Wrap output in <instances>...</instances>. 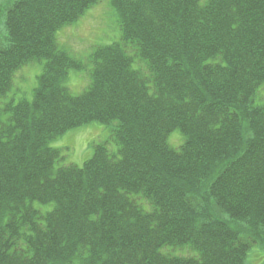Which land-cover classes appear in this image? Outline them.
Returning a JSON list of instances; mask_svg holds the SVG:
<instances>
[{
    "label": "trees",
    "instance_id": "trees-1",
    "mask_svg": "<svg viewBox=\"0 0 264 264\" xmlns=\"http://www.w3.org/2000/svg\"><path fill=\"white\" fill-rule=\"evenodd\" d=\"M99 1L0 0V101L46 61L32 100L0 103V264H245L264 246V0H112L121 40L74 94L84 63L57 33ZM92 122L118 149L57 167L50 142Z\"/></svg>",
    "mask_w": 264,
    "mask_h": 264
},
{
    "label": "rangeland",
    "instance_id": "rangeland-1",
    "mask_svg": "<svg viewBox=\"0 0 264 264\" xmlns=\"http://www.w3.org/2000/svg\"><path fill=\"white\" fill-rule=\"evenodd\" d=\"M118 14L112 5V0H100L88 9L75 23L64 27L57 33L58 44L61 49L68 51L73 57L84 63V69L69 70V77L65 85L74 94L85 91L91 83L90 71L93 67L91 54L102 45H109L121 40L122 31ZM46 61H34L23 66L16 72L13 87L6 98L0 103L10 101L18 102L25 98L33 99L34 89L37 86L38 76L42 74ZM264 101V87L261 99ZM111 128L98 122H92L73 128L50 142L52 147L61 150L62 158L57 162V167L67 165L82 166L93 155L94 143L109 142L112 151L118 146L111 140ZM170 144L178 147L182 137L178 131L172 133ZM41 210L50 209V205L35 204ZM165 252L173 255L192 256L195 253L189 248L167 247ZM245 264H264V246L255 245L250 252Z\"/></svg>",
    "mask_w": 264,
    "mask_h": 264
}]
</instances>
